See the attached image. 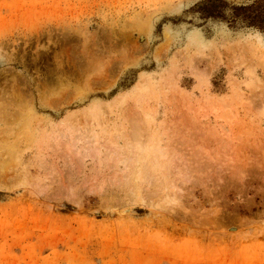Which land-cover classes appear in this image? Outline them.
Here are the masks:
<instances>
[{
  "label": "rangeland",
  "instance_id": "obj_1",
  "mask_svg": "<svg viewBox=\"0 0 264 264\" xmlns=\"http://www.w3.org/2000/svg\"><path fill=\"white\" fill-rule=\"evenodd\" d=\"M199 1L0 0V264H264V35Z\"/></svg>",
  "mask_w": 264,
  "mask_h": 264
},
{
  "label": "trees",
  "instance_id": "obj_2",
  "mask_svg": "<svg viewBox=\"0 0 264 264\" xmlns=\"http://www.w3.org/2000/svg\"><path fill=\"white\" fill-rule=\"evenodd\" d=\"M264 0H201L194 11L205 24L207 19L224 20L236 29H252L264 35Z\"/></svg>",
  "mask_w": 264,
  "mask_h": 264
}]
</instances>
